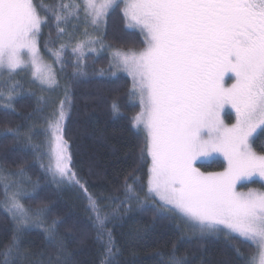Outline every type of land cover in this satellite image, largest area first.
Segmentation results:
<instances>
[{
	"label": "snow or ice",
	"instance_id": "1",
	"mask_svg": "<svg viewBox=\"0 0 264 264\" xmlns=\"http://www.w3.org/2000/svg\"><path fill=\"white\" fill-rule=\"evenodd\" d=\"M117 10L126 28L138 29L143 37V47L116 48L110 65L131 77L129 95L139 101L140 110L131 121L145 131L141 153L150 158L146 196L177 212L192 232L226 230V235L236 233L251 241L256 251L248 264H257V258L264 264V190H239L253 176L264 179V152L253 147L257 134L264 136V0H59L45 6L35 0H0V100L12 107L21 87L13 77L28 68L42 85L59 86L54 69L43 63L39 51V36L50 19L58 38L71 39L73 33L60 24L80 20L83 14L85 38L72 48L78 54L74 74L83 75L84 51L93 44L105 46L100 37L89 35L87 26L99 30ZM65 47L61 44L55 52L56 62ZM111 108L119 111L117 100ZM225 108L234 111V123L224 122ZM70 109L66 89L48 122L51 139L46 153L34 143L33 129L23 133L38 156H48V164L41 167L58 185L80 184L61 135ZM4 131L22 135L19 126ZM217 154L224 159L222 170L201 171L198 163ZM29 184L35 193L39 182H33L23 166L15 172L0 167V207L11 221V236L0 245V264H72V229L61 232L60 217L49 220L52 208L47 202L24 203L35 199L27 190ZM126 188L134 191L132 184ZM105 207L89 195L97 239L104 248L102 264H111L116 250L111 230H106L110 214ZM33 228L43 230L50 252L25 247L23 237ZM158 255L161 264H187L176 245Z\"/></svg>",
	"mask_w": 264,
	"mask_h": 264
},
{
	"label": "trees",
	"instance_id": "2",
	"mask_svg": "<svg viewBox=\"0 0 264 264\" xmlns=\"http://www.w3.org/2000/svg\"><path fill=\"white\" fill-rule=\"evenodd\" d=\"M70 1L64 0L66 3ZM58 2L37 0L40 6ZM41 15L50 14L42 11ZM74 22L71 20L67 24H60L66 32L72 30L71 39L67 35L58 38L53 19L44 26L40 35V48L45 56H53L61 44L66 45L60 58L65 86L61 93L57 88L56 95H50L33 82H20L21 87L12 100V107L0 106V167L15 172L23 166L26 175L33 182H39L36 192L30 194L35 199L25 200L24 203L35 206L41 200L47 202L52 208L49 220L60 217L63 221L61 232L72 229L73 235L69 240L72 264H102L104 259L103 243L97 239L89 209V195L101 205H106L104 211L110 214L106 230H111L116 250L111 264H161L162 257L158 253H168L173 245H176L178 255L186 257L187 264H248L251 254L256 251L251 241L220 231L206 235L192 232L174 211L161 207L158 198L153 200L146 196L150 158L146 152L142 158L144 130L133 127L131 121L132 116L140 110L138 98L129 95L131 78L123 72L110 74L113 67L110 65L111 57L106 52L84 54L80 59L83 60L85 74H74L78 54L73 53L72 48L79 33L75 30ZM107 23L102 32L104 43L116 48L143 45L142 35L138 30L126 28L119 10L112 12ZM66 89L71 99V109L62 133L68 142L70 167L80 184L58 185L41 167L48 164V156H38L27 144L23 133L33 129L34 143L41 145L42 153L47 152L50 135L48 122ZM43 93L50 97V101ZM114 99L119 104L116 113L111 108ZM52 103V109L47 112ZM233 121L232 115H229L227 122ZM18 126L22 133L20 137L5 134L6 128ZM262 145L264 136L258 134L253 147L261 153L264 152ZM223 166L224 162L220 160L199 164L202 170H222ZM126 184H132L134 191L129 192ZM27 187L31 190L30 184ZM137 195L139 200L135 198ZM10 236L11 221L0 207V245L6 243ZM23 239L30 252L51 251L45 243L42 229H31Z\"/></svg>",
	"mask_w": 264,
	"mask_h": 264
},
{
	"label": "rangeland",
	"instance_id": "3",
	"mask_svg": "<svg viewBox=\"0 0 264 264\" xmlns=\"http://www.w3.org/2000/svg\"><path fill=\"white\" fill-rule=\"evenodd\" d=\"M71 2V1H70ZM35 3L37 4V0H35ZM72 20H75L74 22V27H75V30L76 31H79L78 34H76V40L74 41V44H73V47L75 46V42H77L78 40H81V39H84L85 36H84V30H85V23L83 22V14L81 15V19L80 20H76V19H72ZM109 23V21H108ZM108 23H106V25L102 26L99 30H96L94 29L92 26H87L88 27V33L89 35H92V36H98L101 38L102 40V32L104 31L105 27L108 26ZM44 28V27H43ZM43 30V29H42ZM135 30H138V29H135ZM68 33H73L72 30H67ZM139 31V30H138ZM103 42V40H102ZM104 43V42H103ZM104 47L101 48L100 47V44H93V45H90L88 49H86L84 51V54L86 53H89V52H93L91 51V48H95L96 51H94V53H102V52H106L107 54L110 55L111 57V60H112V54H113V51L116 49V47H109V44H106L104 43ZM143 47V45L141 46ZM128 48V47H127ZM137 48H140V47H137ZM122 49H126V48H122ZM39 51H40V55L42 57V60H43V63L46 64V65H51L52 68L54 69L55 73H56V78L59 82V86L58 87H55L54 89L52 88H48L46 85H42L39 80H36L33 76H32V70L31 68H28V69H25L23 71H18V74H16L13 79L16 80V81H19V83L23 82V84H30L31 82L35 83L36 85H38L41 90L45 91V92H50V95H56V92H57V88L59 89V93H61V90L64 89V85H63V80H62V76H61V64H60V61L59 62H56V58H55V55L53 56H45L42 51H41V48H40V36H39ZM27 58V57H26ZM113 71L112 73L115 72V74L119 73V72H123L125 74H127L123 69H117L115 67L112 68ZM110 73V72H109ZM110 73V74H112ZM113 75V74H112ZM128 75V74H127ZM130 77V76H129ZM131 78V77H130ZM132 81V79H131ZM231 81H228V83H230ZM32 84V83H31ZM63 98L65 96V93H63ZM44 97H46V99H50V97H48V95H46L45 93H43ZM58 99V97L56 98V100ZM47 100V101H48ZM62 100V99H61ZM60 100V101H61ZM50 101V100H49ZM6 101H2L0 100V106L2 105H6ZM12 103V101H11ZM54 103V102H53ZM53 103L52 104H49L48 106V110L47 112H50L49 110L52 109V106H53ZM60 103V102H59ZM51 106V107H50ZM6 107V106H5ZM58 106L55 105V110L54 112H56ZM50 115V114H49ZM229 115H232L234 121L232 123L235 122V114H234V111L231 110L230 108H225L224 112L222 113V117L224 119V122L226 124H232V123H228L227 122V117ZM140 128L143 129V127L141 126ZM144 130V129H143ZM145 132V131H144ZM61 135L63 136V133H61ZM258 135V134H257ZM64 138V137H63ZM51 139V133L49 135V138H48V141H47V151H48V143H49V140ZM53 144L55 143V141L53 140L52 141ZM68 152V150H67ZM259 153V152H258ZM215 160H220L222 162H224V159H223V156L222 155H215L209 159H205V160H201L199 163H198V167H199V164L201 163H211L212 161H215ZM201 171H205V172H214V171H221L219 168L218 169H210V170H202ZM11 179L15 180V179H18L17 177H11ZM64 184L67 183V184H72L68 181H65L63 182ZM249 188L251 189H260V190H264V179H262L261 177H259L258 175L256 176H253L251 179H249L248 181H245L242 185L239 186V190L240 191H247ZM27 190L29 191V194H32L31 190H29V188L27 187ZM175 212V211H174ZM179 217L180 215L175 212ZM181 218V217H180ZM182 219V218H181ZM226 230H222L220 232H225ZM230 234H233V235H238L236 233H230ZM239 236V235H238ZM257 264H259V258H257Z\"/></svg>",
	"mask_w": 264,
	"mask_h": 264
}]
</instances>
